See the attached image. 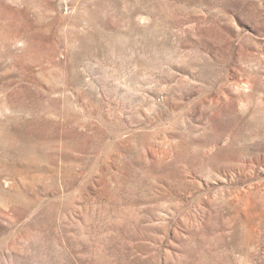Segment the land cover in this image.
I'll list each match as a JSON object with an SVG mask.
<instances>
[{
    "label": "rangeland",
    "instance_id": "1",
    "mask_svg": "<svg viewBox=\"0 0 264 264\" xmlns=\"http://www.w3.org/2000/svg\"><path fill=\"white\" fill-rule=\"evenodd\" d=\"M0 264H264V0H0Z\"/></svg>",
    "mask_w": 264,
    "mask_h": 264
}]
</instances>
